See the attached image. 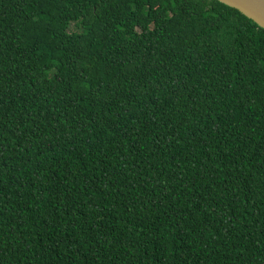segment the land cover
<instances>
[{"label":"trees","instance_id":"trees-1","mask_svg":"<svg viewBox=\"0 0 264 264\" xmlns=\"http://www.w3.org/2000/svg\"><path fill=\"white\" fill-rule=\"evenodd\" d=\"M0 264H264V29L0 0Z\"/></svg>","mask_w":264,"mask_h":264},{"label":"water","instance_id":"water-1","mask_svg":"<svg viewBox=\"0 0 264 264\" xmlns=\"http://www.w3.org/2000/svg\"><path fill=\"white\" fill-rule=\"evenodd\" d=\"M224 5L239 10L248 19L264 29V0H217Z\"/></svg>","mask_w":264,"mask_h":264},{"label":"rangeland","instance_id":"rangeland-1","mask_svg":"<svg viewBox=\"0 0 264 264\" xmlns=\"http://www.w3.org/2000/svg\"><path fill=\"white\" fill-rule=\"evenodd\" d=\"M72 29H76V27L74 26V25H72V27H71Z\"/></svg>","mask_w":264,"mask_h":264}]
</instances>
